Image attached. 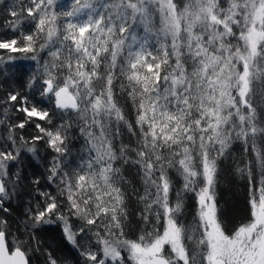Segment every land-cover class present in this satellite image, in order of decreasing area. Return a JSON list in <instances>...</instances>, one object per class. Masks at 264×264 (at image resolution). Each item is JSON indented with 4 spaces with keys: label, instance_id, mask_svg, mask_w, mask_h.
<instances>
[{
    "label": "snow or ice",
    "instance_id": "snow-or-ice-1",
    "mask_svg": "<svg viewBox=\"0 0 264 264\" xmlns=\"http://www.w3.org/2000/svg\"><path fill=\"white\" fill-rule=\"evenodd\" d=\"M34 255L264 264V0H0V264Z\"/></svg>",
    "mask_w": 264,
    "mask_h": 264
},
{
    "label": "trees",
    "instance_id": "trees-1",
    "mask_svg": "<svg viewBox=\"0 0 264 264\" xmlns=\"http://www.w3.org/2000/svg\"><path fill=\"white\" fill-rule=\"evenodd\" d=\"M123 103V100L121 101ZM130 111V108H126ZM234 154L239 155L241 151L240 145H234ZM222 176L217 187V199L219 203L220 213L223 220L229 227H234L240 222L247 219L250 209L248 206V187L247 182L237 174L234 169H230L228 162L222 165ZM195 214V201L191 198L186 200L185 220L190 222ZM133 227H136L135 223ZM46 243L54 241L46 240ZM37 259L42 260V257L34 255L33 261L36 264Z\"/></svg>",
    "mask_w": 264,
    "mask_h": 264
}]
</instances>
